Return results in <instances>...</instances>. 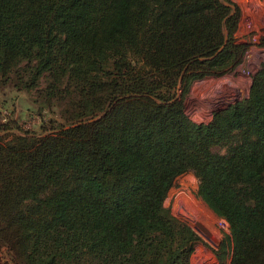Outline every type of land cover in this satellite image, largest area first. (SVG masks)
<instances>
[{
	"label": "trees",
	"instance_id": "obj_1",
	"mask_svg": "<svg viewBox=\"0 0 264 264\" xmlns=\"http://www.w3.org/2000/svg\"><path fill=\"white\" fill-rule=\"evenodd\" d=\"M241 16L234 0H0V87L64 120L0 129L15 264H191L200 244L219 264H264V62L209 122L183 103L243 60ZM188 171L228 225L218 248L165 205Z\"/></svg>",
	"mask_w": 264,
	"mask_h": 264
},
{
	"label": "rangeland",
	"instance_id": "obj_2",
	"mask_svg": "<svg viewBox=\"0 0 264 264\" xmlns=\"http://www.w3.org/2000/svg\"><path fill=\"white\" fill-rule=\"evenodd\" d=\"M234 1L242 10L236 37L249 47L243 60L225 74L205 77L191 85L183 102L184 110L197 122H209L215 111L248 96L253 75L264 62V0ZM35 97V92L18 90L11 85L0 87V129L8 124L16 133L32 131L39 134L51 121L64 123L57 107L41 110ZM197 189L198 179L194 172L183 173L175 179L165 205L175 217L191 227L199 222L200 228L195 229L197 233L210 246L218 248L228 225L197 196ZM0 264H15L3 246H0ZM191 264L219 262L206 245L200 244L192 255Z\"/></svg>",
	"mask_w": 264,
	"mask_h": 264
},
{
	"label": "water",
	"instance_id": "obj_3",
	"mask_svg": "<svg viewBox=\"0 0 264 264\" xmlns=\"http://www.w3.org/2000/svg\"><path fill=\"white\" fill-rule=\"evenodd\" d=\"M96 119H97V118H94L93 120H96ZM195 224H196V225H195L193 228H194V229H197V228L199 229V228H200V224H199V222H196ZM198 229H197V230H198Z\"/></svg>",
	"mask_w": 264,
	"mask_h": 264
},
{
	"label": "built area",
	"instance_id": "obj_4",
	"mask_svg": "<svg viewBox=\"0 0 264 264\" xmlns=\"http://www.w3.org/2000/svg\"><path fill=\"white\" fill-rule=\"evenodd\" d=\"M186 114H187V113H186ZM187 115H188V114H187ZM188 116L192 119V116H191L190 114H189Z\"/></svg>",
	"mask_w": 264,
	"mask_h": 264
}]
</instances>
